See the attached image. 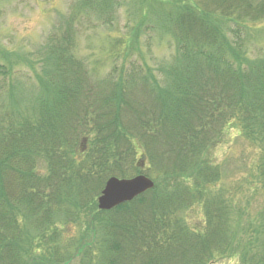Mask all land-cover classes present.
<instances>
[{"label": "trees", "instance_id": "trees-1", "mask_svg": "<svg viewBox=\"0 0 264 264\" xmlns=\"http://www.w3.org/2000/svg\"><path fill=\"white\" fill-rule=\"evenodd\" d=\"M167 4L158 26L175 54L157 75L146 63L130 75L119 65L117 77L101 80L77 54V26L112 23L118 0H73L37 61L0 49V108L10 109L0 121V264H61L60 226L84 209L95 212L87 231L101 238L86 264H212L229 253L264 264V206L244 224L212 160L235 124L260 152L255 179L264 191V56L249 59L245 38L264 18V0ZM24 60L35 75L22 74L28 84L17 75ZM26 87L35 112L19 117L6 100L15 107ZM138 174L155 187L98 208L109 177ZM196 204L203 230L191 224Z\"/></svg>", "mask_w": 264, "mask_h": 264}, {"label": "rangeland", "instance_id": "rangeland-1", "mask_svg": "<svg viewBox=\"0 0 264 264\" xmlns=\"http://www.w3.org/2000/svg\"><path fill=\"white\" fill-rule=\"evenodd\" d=\"M168 1L175 0H118L112 23L100 25L94 17L90 23L77 26L80 28L76 37L77 54L88 59L89 68L96 72V78L105 80L112 73L117 77L113 70L119 65L124 66L130 75V67L138 64H147L157 75L159 69L172 60L175 42L158 26V12L162 6L169 7ZM72 3L73 0H0V49L20 59L37 61L34 55L44 50L43 44L63 24V18L71 12ZM249 26L245 35L248 47L246 56L254 60L264 56V18ZM22 62L17 75H30L35 81V75L28 65L30 60ZM37 68V73L42 71L39 64ZM25 78L19 81L28 84ZM31 89L26 87L21 90L22 95L15 93V101L18 100L15 107L6 100L19 117H27L35 112L34 104L25 98L31 94ZM8 112L10 109L0 108V121L5 120L3 115ZM215 148L212 160L222 166L224 182L231 189L238 218L245 224L249 214L264 206V191L257 186L255 179L260 152L242 136L235 124L229 127ZM94 215L95 212L90 209L80 210L78 217L60 226L63 227L60 245L66 253L61 264H86L90 256H99L101 238L87 231V223ZM203 215L201 206L196 204L190 217L191 224L198 230H203ZM34 246L39 244L35 242ZM50 251L40 246L39 253L46 252V257L51 256ZM212 264L242 263L237 256L229 253Z\"/></svg>", "mask_w": 264, "mask_h": 264}, {"label": "water", "instance_id": "water-1", "mask_svg": "<svg viewBox=\"0 0 264 264\" xmlns=\"http://www.w3.org/2000/svg\"><path fill=\"white\" fill-rule=\"evenodd\" d=\"M154 186V181L144 174L130 178L112 176L98 197L99 208L102 210L113 209L122 203L132 201Z\"/></svg>", "mask_w": 264, "mask_h": 264}, {"label": "bare ground", "instance_id": "bare-ground-1", "mask_svg": "<svg viewBox=\"0 0 264 264\" xmlns=\"http://www.w3.org/2000/svg\"><path fill=\"white\" fill-rule=\"evenodd\" d=\"M144 175H145V174H144ZM146 176H147V175H146ZM111 177H112V176H111ZM148 177H149V176H148ZM109 178H110V177H109ZM109 178H108V179H109ZM150 178H151V177H150ZM108 179H107V181H108ZM151 179L154 181L153 178H151ZM107 181H106V182H107ZM154 183H155V181H154ZM154 187H155V186H154ZM154 187H153V188H154ZM153 188H152V189H153ZM152 189H151V190H152ZM100 195H101V194H100ZM100 195H99V196H100ZM99 196H98V197H99ZM97 203H98V198H97ZM98 205H99V203H98ZM110 210H111V209H110Z\"/></svg>", "mask_w": 264, "mask_h": 264}]
</instances>
